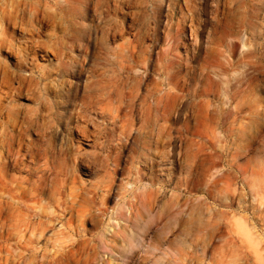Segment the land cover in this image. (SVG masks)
<instances>
[{
	"label": "rangeland",
	"instance_id": "1",
	"mask_svg": "<svg viewBox=\"0 0 264 264\" xmlns=\"http://www.w3.org/2000/svg\"><path fill=\"white\" fill-rule=\"evenodd\" d=\"M9 1L0 133L69 181L0 264H264V0Z\"/></svg>",
	"mask_w": 264,
	"mask_h": 264
},
{
	"label": "bare ground",
	"instance_id": "2",
	"mask_svg": "<svg viewBox=\"0 0 264 264\" xmlns=\"http://www.w3.org/2000/svg\"><path fill=\"white\" fill-rule=\"evenodd\" d=\"M246 4H244V6H246ZM252 8L254 9V7ZM24 11L25 10L21 8V6H18V4L14 2L9 0H0V36L15 29V26L18 25L21 15L25 14ZM245 17L247 18V16ZM241 24L242 23L239 22L238 25ZM260 45H262V43H260ZM262 49L264 50V48ZM257 52L253 53L258 54L259 52ZM241 60L244 61L243 59ZM17 84L18 87L13 88L11 81L6 80L4 76L0 77V102L3 98H6V96L10 95L13 90H19L24 87L23 81L17 82ZM250 88H252V86ZM239 93L242 92L239 91ZM229 99L231 100V98ZM150 107H152V105ZM117 111L119 112V110ZM163 113L165 112L163 111ZM113 115L115 116V114ZM165 115H167L168 118L170 113ZM83 117L84 116H82V118ZM81 122L83 121L81 120ZM87 122L88 121L86 120L85 124H87ZM82 129L81 131L86 133L87 129L86 131ZM85 133L83 134L87 135V133ZM27 135L28 130L26 126H24L15 115H10V117H8L5 122H2L0 133V230H2L1 239L5 240H7V236L3 233L9 222H14V224L18 223L17 228L22 229L20 233L23 231H29L34 235L36 229V218H39V211L41 208H43L42 206L48 205L50 207H54L56 204H58L59 207H62V189L64 188L66 181H69L66 180L69 175V167L67 161L65 160L60 162V166H54L53 163L51 165L52 158H50L51 161L48 159L49 167H46L40 171V168H38L39 148H35L33 143L31 145V142H29V140L26 138ZM77 168L78 167L76 166V169ZM49 172H51V176L49 175ZM14 226L16 227V225ZM22 238L23 237L21 236V239Z\"/></svg>",
	"mask_w": 264,
	"mask_h": 264
}]
</instances>
